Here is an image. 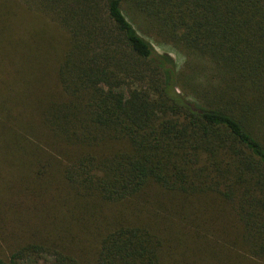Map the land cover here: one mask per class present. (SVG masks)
<instances>
[{"label":"trees","instance_id":"obj_1","mask_svg":"<svg viewBox=\"0 0 264 264\" xmlns=\"http://www.w3.org/2000/svg\"><path fill=\"white\" fill-rule=\"evenodd\" d=\"M0 65V264H264V0H0Z\"/></svg>","mask_w":264,"mask_h":264},{"label":"rangeland","instance_id":"obj_2","mask_svg":"<svg viewBox=\"0 0 264 264\" xmlns=\"http://www.w3.org/2000/svg\"><path fill=\"white\" fill-rule=\"evenodd\" d=\"M16 13L18 11H15ZM16 17L12 18V25L15 26V30L17 32H12L11 35V43L12 44H21L24 41L32 43V48L33 49H37L39 52L42 51L44 49V47L49 46L51 47L50 53L53 50H58L57 46H59V41L57 38H55L52 41H48V39H46L45 37V23H41L39 19L31 16L28 17L26 20L21 18L18 20V22H16ZM11 34V33H8ZM16 35H18V37H20L19 40H17V42L14 39L16 38ZM23 37V38H22ZM150 40V39H149ZM151 43L154 45L155 49L158 52L161 51H166L167 53H169L177 62V65L180 67L182 62H183V57L180 53H178L175 49L169 47V46H165V44H162L161 46L156 44L157 42L155 40H150ZM34 43V44H33ZM43 53H45V51H43ZM5 57V56H4ZM6 59V58H5ZM7 63V62H6ZM7 66L12 67V65H9V63L6 64L5 67V73L3 72V76H8L7 75ZM0 69H2V66L0 65ZM26 80V79H25Z\"/></svg>","mask_w":264,"mask_h":264}]
</instances>
